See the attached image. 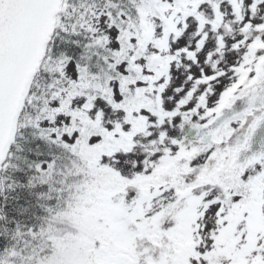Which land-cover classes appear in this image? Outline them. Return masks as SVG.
Here are the masks:
<instances>
[{"label": "snow or ice", "instance_id": "obj_1", "mask_svg": "<svg viewBox=\"0 0 264 264\" xmlns=\"http://www.w3.org/2000/svg\"><path fill=\"white\" fill-rule=\"evenodd\" d=\"M0 264H264V0H0Z\"/></svg>", "mask_w": 264, "mask_h": 264}]
</instances>
